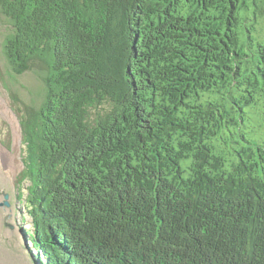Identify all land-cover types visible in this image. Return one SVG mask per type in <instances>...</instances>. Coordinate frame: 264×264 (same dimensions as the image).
<instances>
[{
  "label": "trees",
  "instance_id": "1",
  "mask_svg": "<svg viewBox=\"0 0 264 264\" xmlns=\"http://www.w3.org/2000/svg\"><path fill=\"white\" fill-rule=\"evenodd\" d=\"M0 16L36 263L264 264V0Z\"/></svg>",
  "mask_w": 264,
  "mask_h": 264
},
{
  "label": "rangeland",
  "instance_id": "2",
  "mask_svg": "<svg viewBox=\"0 0 264 264\" xmlns=\"http://www.w3.org/2000/svg\"><path fill=\"white\" fill-rule=\"evenodd\" d=\"M4 28L0 20V264H38L32 255L35 251L32 240L28 238L27 230L31 229V225L24 208V195L20 199L16 196L19 173L23 168L22 144L19 120L10 98L9 79L2 56L1 32ZM18 80L24 86L22 97L28 99L26 92L29 90L26 89L36 85L35 76L27 72ZM5 193L8 194V205H4Z\"/></svg>",
  "mask_w": 264,
  "mask_h": 264
},
{
  "label": "water",
  "instance_id": "3",
  "mask_svg": "<svg viewBox=\"0 0 264 264\" xmlns=\"http://www.w3.org/2000/svg\"><path fill=\"white\" fill-rule=\"evenodd\" d=\"M5 201H4V205H8L9 204V202H8V194L7 193H5Z\"/></svg>",
  "mask_w": 264,
  "mask_h": 264
}]
</instances>
